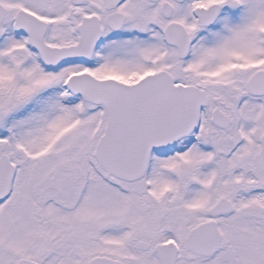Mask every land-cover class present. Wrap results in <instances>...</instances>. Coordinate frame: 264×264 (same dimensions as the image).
<instances>
[{"label": "snow or ice", "instance_id": "6c2138e0", "mask_svg": "<svg viewBox=\"0 0 264 264\" xmlns=\"http://www.w3.org/2000/svg\"><path fill=\"white\" fill-rule=\"evenodd\" d=\"M0 264H264V0H0Z\"/></svg>", "mask_w": 264, "mask_h": 264}]
</instances>
